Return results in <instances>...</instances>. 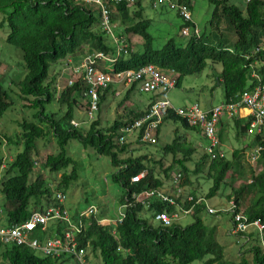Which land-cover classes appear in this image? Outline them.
Wrapping results in <instances>:
<instances>
[{"label":"trees","instance_id":"obj_1","mask_svg":"<svg viewBox=\"0 0 264 264\" xmlns=\"http://www.w3.org/2000/svg\"><path fill=\"white\" fill-rule=\"evenodd\" d=\"M173 1L187 6L191 12L194 9V0ZM209 2L214 6L210 26L220 30V23L225 21L228 29L235 33V42H209L205 34L193 30L181 43L170 39L162 47L154 48L155 37L150 32L152 19L144 16L139 0L136 3L138 8L132 9L126 4L112 7V22H120V36L125 40V52L117 57L114 40L101 30L100 13L93 5L76 0H0L3 24L9 28L7 42L22 51L26 68L24 78L17 82L11 81L8 87L4 86L5 81L1 79L0 120L16 105L11 84L19 88L18 98L28 102L24 106L34 111L30 119L17 123L19 131L14 135L0 136V144L6 140L17 148L16 155L8 163L9 167L0 180V193L4 200L0 223L18 225L27 221L34 211L55 205L53 189L67 194L66 190L80 180L79 165L68 154V145L72 141H79L98 155L110 158L115 168L111 179L120 185L118 199L121 205H126L122 222L101 223L108 218L106 209H98L96 215L84 218L82 233L78 235L79 247L87 250V257L92 264H192L195 261H202L203 264H264V244L257 233L238 234L244 237L239 258L230 260L226 257L225 247L217 238V226L206 224L200 216L206 209L205 204L195 206L193 223L185 227L176 222L171 226H163L155 220L156 214H174L177 212L175 205L152 199L150 207L146 208L141 201L133 199L135 193L163 189L164 182L156 172L157 164L166 174L180 169L178 173L182 176L178 187H188L187 195L195 199L198 196L191 174L205 173V177L212 181L207 194L211 198L219 194L229 174L234 171L232 180L242 181L234 189L233 196L238 212L251 221L260 220L264 224V151L259 160L262 168L252 172V183L248 180L243 182L245 175L234 170L235 162L241 159L245 149L235 150L232 160L225 155L220 156V150H217L218 156L214 159L205 153L193 171L188 168L187 162L194 149L189 147L183 152L185 143L179 136L163 147L164 154H172L175 159V163L167 169H163L162 160L155 161L148 156H123L129 153L130 145L120 143V130L125 123L142 116L145 110L131 112L130 118L125 121L119 117L110 127H101L100 121L94 120L88 129L83 130L74 126L72 121L75 120L76 108L84 100L85 85L77 81L73 85H65L60 92L57 86L59 73L53 76L51 72L52 65L67 58L104 52L109 57L117 58L112 72L138 70L153 64L161 70L177 72L179 84L184 77L203 72L209 63L221 64L218 80L224 87V103L237 102L246 90L264 84V50L256 52L258 47L264 45V0H243L244 5L236 4L235 0ZM189 27H195L193 21H184L180 30ZM129 34L142 37V50L132 49L130 40L125 38ZM254 72L259 79L252 77ZM135 88L133 86L129 93ZM107 90L99 91L100 105ZM54 102L66 107L65 112L48 111L47 106ZM231 119L240 136L250 131V120L243 122L237 117ZM165 120L197 128L174 114H169ZM254 139L255 144L260 142L259 136L256 135ZM51 140L55 141L57 150L47 156L43 167L51 173L61 174L53 189L42 174L33 176L39 141L46 144ZM219 140L220 143L223 141V134L219 135ZM179 155L183 157L178 159ZM142 173L145 174L143 178L133 183L132 177ZM248 193H253V197L249 205L244 207L242 203ZM185 197L184 192L175 198L189 209L195 203L182 202ZM62 229L60 225L51 226L46 232H37L35 235L43 241L61 234ZM71 259L74 261L68 255L43 256L27 246L0 242V264H66Z\"/></svg>","mask_w":264,"mask_h":264},{"label":"rangeland","instance_id":"obj_2","mask_svg":"<svg viewBox=\"0 0 264 264\" xmlns=\"http://www.w3.org/2000/svg\"><path fill=\"white\" fill-rule=\"evenodd\" d=\"M142 1V6L146 11L145 14L148 16V18L152 19L150 32L155 37V42L153 45L154 48L162 47L163 44H165L170 39H174L176 42L181 43L188 38L186 35L183 34V31L180 30V27L184 21L181 16H178V10L169 9L167 7L155 9L152 7L153 0L152 2H150L151 0ZM235 2L238 5H244L243 0H235ZM194 4V9L192 11V21L198 27L201 34H205L207 36V41L217 43L219 40H222L226 44L235 42V33L234 31L228 29V24L225 21L220 23V30L214 29V27L210 26L214 6L209 2V0H194ZM133 7L136 8L137 6L134 5ZM117 31L119 34H122L119 28L117 29ZM190 32L193 33V28H190ZM8 33L9 28L7 24H3V15L0 14V81L1 79H4L5 87H8L11 81L17 82L18 80L23 79L26 74L25 63L22 59V51L7 42ZM138 50H142L141 45H139ZM76 58L82 57L80 55ZM76 58H73L74 60L72 59V64L75 66L74 68H78L81 66V61L76 60ZM59 63L52 65V74L53 69H56ZM62 71L63 68L59 70V75H62ZM221 71V64L209 63L203 72L184 77V79L182 80V84L179 87H175L174 89H172L168 93V97L173 101V103L177 107L190 106L196 103L199 104L202 108H205V106H208L209 104H213L216 106L220 105L221 102H223L224 100V87L217 80V76L221 73ZM61 75L58 77L59 79L62 78ZM77 78L78 75L75 73V71H73L71 78L70 76H64L63 79H65V81H63L62 79L61 84L57 83L60 85L58 87H61L62 89L65 85L68 84L71 79ZM114 85H116V83H114ZM11 87L15 91V93H13V98L14 100H16V105L14 104L13 108L7 111L4 117L0 120V136L4 134L14 135L16 132L19 131L17 123L21 122L23 119H30L32 114L34 113L33 110L26 107L28 105V102L20 100L18 98L20 91L16 84H11ZM61 89H59L60 92ZM152 95L153 93H144L138 90V92L134 94V97L147 100ZM111 101L112 99H110L109 97L104 102V110L107 108V105H109L108 111L112 112L110 108ZM120 101L118 102V100H116V102H118V106L117 104H115V107H117V111L123 109V107L120 106ZM84 102L85 100L82 99L80 107L78 106L76 108L75 116V118L77 119L75 121L80 122L81 126L79 127L83 130L87 128L89 122H92V120H88L84 113ZM129 105L130 108L134 107L131 102H129ZM47 109L48 111L64 113L66 107H62L57 102H54L48 105ZM164 128L170 130V140L167 136H165L163 137L162 142L159 144L157 143L152 146L149 144H142L141 148H143L145 154L149 151H158V155L160 154L159 156L161 157L164 155L163 147L166 144L173 142L176 136H181L183 135V133L189 132L186 130L185 127L180 125V123L175 122L167 123ZM175 129H177L178 133L174 131ZM233 133L234 131H232V134ZM250 136H252V139H254V133H250ZM249 138L240 141V139H237L235 136L227 134V136L224 138L223 143V149L228 151L226 152V157L232 160L233 155L231 150L238 148L239 146H242L244 144H247L248 142H251L252 139L249 141ZM189 139L195 142L196 144L200 140L205 143V145L208 144V141H205L203 138H200V135L196 133H192V136H190ZM5 141L6 140L3 141L4 144H0V180L3 178L6 169L9 167L8 163L13 160L14 156L17 153V148L8 144ZM38 146V156L36 157V166L38 170L35 171L33 176L36 177L38 174H42L45 178L48 179V182L50 183V186L53 189L59 181L61 174L49 172V170L43 167V163L45 162L47 156L50 153L56 152L57 147L55 141L51 140L46 144L45 142L39 141ZM188 146L191 147V145L189 144ZM134 151L135 149H133V152ZM133 152H131V149L129 148V153L123 156L134 155ZM250 153L251 151L248 150L242 155L240 160H237L235 162L234 170L242 171L245 175L244 177H246L243 182H247V180L250 181L252 178V172L257 171L261 168L260 164L252 163L250 161ZM68 154L73 159H75V161L79 165L80 180H78V182L74 183L71 187L66 190L68 196V199L66 201V207L72 213H74L77 210L83 211L95 206L100 210L106 209V211L108 212V218L116 220L119 215L124 212L125 208L123 207V205L120 204L118 199L121 193V187L119 184L114 183L111 179V175L115 171V168L112 166L110 158L107 156L98 155L93 149H91L90 147H85L84 144L79 141L70 142V144L68 145ZM200 155H202V152H197L195 157L199 158ZM187 164L189 167H191L189 168L190 170L193 171L195 169L194 163L188 162ZM178 170H174L172 174H175L176 176L179 172ZM156 172L158 175L160 174L161 177L163 176V178L165 179L163 170L160 167H156ZM233 172L229 174L227 178V183L226 185L224 184L222 186V189L219 194L211 198H208L207 194L210 187L212 186V181L205 177V173H199L198 175L191 174L193 185L197 186L196 192L198 198L202 197L206 199L207 205L209 207H213L216 210H223V208L228 204V202L233 199L234 189H237L242 183V181L234 182L232 180L231 175ZM173 179L174 177H171V181ZM167 181H170V179ZM178 188L181 187H177L176 189L178 190ZM186 191L188 190H183L182 193H186ZM56 193V190L53 189L52 198H54ZM252 197L253 193H248V195L245 196V199L242 203L244 207L249 205ZM3 203L4 200L0 193V208L1 205L3 206ZM200 216L203 218L206 224L211 226H217V238L218 241L225 247L226 257L230 260H237L239 258L240 246L244 242V237L229 233V231H231L233 228L232 215L226 212L209 214L208 210L205 209L200 213ZM194 221L195 216L192 212L181 216V218H178L175 222L185 227L193 223ZM38 254L41 255V252H39ZM92 261L94 262L93 259ZM66 264H76V262L75 260L73 261L71 259ZM192 264H203V262L195 261Z\"/></svg>","mask_w":264,"mask_h":264},{"label":"built area","instance_id":"obj_3","mask_svg":"<svg viewBox=\"0 0 264 264\" xmlns=\"http://www.w3.org/2000/svg\"><path fill=\"white\" fill-rule=\"evenodd\" d=\"M95 5L100 13V27L103 32L111 36L117 48V57L125 52L123 38L116 35L114 24L112 22V7L117 4H126L129 7L136 5L138 0H76ZM250 1V0H248ZM154 8L167 7L178 10L184 21H192V12L185 5H179L173 0H153ZM183 34L189 35V28H184ZM264 50V45L258 47L256 52ZM117 58H112L104 52L88 53L84 56L80 67L74 71L78 75L77 79H71L68 84L73 85L81 81L85 85L84 100L86 105V116L88 120H96L100 110L99 91L107 89L114 83H121L129 87L136 86L140 92L153 93L157 98L151 101L144 111L143 115L134 119L130 123H125L121 128L120 143H126L128 135L138 134V138L145 144L155 145L158 142V131L165 118L169 114H174L185 119L190 126L202 130L208 141L205 151L212 159L218 156L217 150L220 148V140L217 126L222 119L237 117L240 108L250 110V132L260 137V142L256 143L251 150L250 161L258 163L264 151V84L257 85L246 90L237 102L221 103L209 110H203L199 104H192L185 107H175L169 100L168 93L178 84V74L175 71L168 70L164 73L159 67L150 64L138 70H127L123 72H112ZM252 77L259 79L257 73ZM72 124L76 127L79 123L75 120ZM222 156V153L220 154ZM145 174H138L132 177L133 183H138ZM181 173L174 177L173 185L177 188ZM252 183V180L249 181ZM174 187V188H175ZM175 188L173 193L169 194L163 189H152L142 194H133V199L141 201L146 208L151 205L152 199H158L168 202L177 207V212L169 214L162 212L156 214L155 220L163 226H171L179 218V214H189L196 205L205 203V199L199 197L195 199L192 195H187L182 202H194L189 208L177 202L183 190ZM177 198H175V197ZM55 205L38 209L34 211L30 218L18 225L7 226L0 223V242L3 244H13L18 246H27L37 253L41 252L43 256L61 257L68 255L74 258L76 264H92L87 257V250L79 247L78 235L82 233L84 218H89L98 213V208L90 207L80 212L72 213L66 207L68 196L65 192H57L53 198ZM125 208L126 205H123ZM209 214L226 212L233 214L234 222L232 234H249L255 232L260 235L264 244V224L260 220L251 221L242 212H238L237 204L234 199L230 200L228 206L223 210L207 208ZM125 213L122 212L116 220L105 218L101 221L103 224L122 222ZM3 218V212L0 208V221ZM60 225L61 234L55 235L41 241L35 234L46 232L48 227ZM58 227H56L57 229Z\"/></svg>","mask_w":264,"mask_h":264},{"label":"crops","instance_id":"obj_4","mask_svg":"<svg viewBox=\"0 0 264 264\" xmlns=\"http://www.w3.org/2000/svg\"><path fill=\"white\" fill-rule=\"evenodd\" d=\"M139 1V0H138ZM141 2H143L142 0H141ZM150 2H152V0L150 1ZM91 5V4H90ZM141 5H142V3H141ZM93 6H95V5H93ZM133 7V6H132ZM153 7V6H152ZM151 7V8H152ZM97 8V7H96ZM142 8H143V11H144V16L145 17H147L148 18V16L145 14V9H144V7L142 6ZM154 8V7H153ZM132 9H134V7L132 8ZM155 9H157V8H155ZM114 24V23H113ZM119 24H120V22H118V23H116V24H114V29H115V33H116V35L118 36V37H120V38H123V36H120V34L118 33V31H117V29L119 28V30H121L120 29V27H119ZM190 28H192V27H189V35L187 36V37H189L190 36V34H192L191 32H190ZM184 30V28L182 29V31ZM193 30L196 32V33H201L200 31H199V29H198V27L195 25V27H193ZM125 38H127V39H129L130 40V43H131V45L133 46L132 47V49H135V50H138V47H139V45H141L142 46V44H143V39H142V37L141 36H139V35H134V34H129V35H127ZM124 39V38H123ZM84 56L85 55H83V56H81L82 58H76V60H79V61H81V63H80V65L82 64V61H83V58H84ZM70 58H72V57H70ZM73 59V58H72ZM72 59H69V58H67L66 60H64L63 62L61 61L58 65H57V68L55 69H53V74H57L58 72H59V70L61 69V68H63V71H62V78L61 79H59L58 78V80H57V83H60L61 84V80L63 79V77L64 76H67V77H69L70 76V78H71V75H72V72L76 69V68H74L75 66L72 64ZM74 60V59H73ZM66 66V67H65ZM64 67H65V69H64ZM77 67V66H76ZM164 73H167V70H162ZM52 74V75H53ZM59 75V76H60ZM54 76V75H53ZM178 76V75H177ZM217 80H218V76H217ZM63 81H65V79H63ZM219 81V80H218ZM220 83H221V81H219ZM182 84V80L179 82V84H177V86L176 87H179L180 85ZM117 85H118V87H117ZM221 85H222V83H221ZM57 86H60L59 84L57 85ZM59 89H61V87H58ZM108 89V90H107ZM107 89H105V90H107V92L105 93L106 94V96H105V99H104V101L102 102V104H101V106H100V110H99V112H98V114H97V116H96V120H99L100 121V123H101V127H110L114 122H115V120L117 119V118H119V117H123L122 119L125 121V120H127V119H129L130 118V115H131V112H141V111H144V110H146V108H147V106L149 105V103L153 100V98L156 96L155 94H153L152 96H150L147 100L145 99V100H143L142 98H136V97H134V94H136L137 92H138V89H137V87L134 89V90H132L131 91V93H129L130 92V90L132 89V87H129V86H127V85H124V84H121V83H116V85H114V84H112L111 86H109ZM129 93V94H128ZM168 96V95H167ZM110 97V99H112V101H111V103H110V108H111V110H112V112H110V111H108V106L109 105H107V108L104 110L103 109V104H104V102L108 99ZM169 98V97H168ZM116 100H118V102L120 101V100H122V101H120L121 102V104H120V106L121 107H123V109H121V110H118L117 111V107H115V104H117L118 102H116ZM169 100L173 103V101L169 98ZM129 102H131L132 104H133V106L134 107H131L130 108V105H129ZM223 102H224V100H223ZM223 102H221V103H223ZM174 104V103H173ZM197 104V103H196ZM175 105V104H174ZM117 106H118V104H117ZM216 105H213V104H209L208 106H205V108H202L201 106V108L203 109V110H209V109H211V108H213V107H215ZM112 107H113V109H112ZM175 107H177L176 105H175ZM181 107H185V106H179L178 108H181ZM84 113H85V115H86V111L84 110ZM250 110L248 109V108H245V107H243V108H240L239 109V111H238V115H237V118H239L240 120H242L243 122H247V121H249L250 120ZM87 117V116H86ZM75 120H77L76 118H75ZM77 122V121H76ZM169 122H175V121H172V120H164V122H163V124L161 125V127H160V129H159V131H158V133H157V135H158V144L159 143H161L162 142V139H163V137H165V136H167L168 137V139L170 140V130H168V129H165L164 127H165V125L167 124V123H169ZM78 123H79V126H81L80 125V122L78 121ZM90 123V122H89ZM88 123V125H90ZM175 123H179V122H175ZM87 125V128L86 129H88V126ZM180 125H181V123H180ZM243 125V124H242ZM183 126V125H182ZM183 127H185V126H183ZM186 128V130L187 131H189V132H186V133H183V135H181V136H179V137H182L183 139H184V145H183V152H186V150H187V148H189V146H188V144L189 145H191V147L190 148H193L194 150L192 151V153H193V155L190 157V159L188 160V162H192V163H194V165H195V169H196V167H197V164H198V162H199V160L203 157V155L206 153V151H205V149H206V147L208 146V144L207 145H205V143H203L201 140L200 141H198V143L196 144L195 142H193L192 140H190L189 138H190V136H192V133H196V134H198V135H200V138H203L205 141H207V139H206V137L204 136V134H203V132H202V130H200V129H198V128H196V129H192V128H189V127H185ZM217 130H218V135H220V134H223V141L220 143V147L221 148H219V150H220V152H222L223 154L222 155H225L226 156V152H228V151H226V150H224L223 149V143H224V138L227 136V134L228 135H233V136H235L237 139H240V141H242L243 139H247V138H249V141L252 139V136H250V131L247 133H245L244 134V136H240L239 134H238V130H237V127H236V125L234 124V121H233V119H231V118H228V117H226V118H224V119H222L221 120V122L218 124V126H217ZM174 131H176V133H178L177 132V129H175ZM232 131H234V133L232 134ZM177 135V134H176ZM177 137V136H176ZM254 138H255V134H254ZM174 141V140H173ZM126 143H128L129 145H130V149H131V152H133V149H135V151L133 152V154H134V156H148V158H150V159H155V161H160V160H162V161H164V166H163V169H167L168 167H170L173 163H175V159H174V156L172 155V154H169V155H163V156H159L158 155V151H155V152H152V151H149L148 153H144V150H143V148H141V146H142V144H145V143H143L142 141H140L139 140V138H138V134H136V133H132V134H130V135H128V137H127V142ZM172 143V142H171ZM241 143V142H240ZM170 144V143H169ZM221 144H222V146H221ZM167 145V144H166ZM255 139H252V141L251 142H248L247 144H244V145H242V146H239L238 148H235V149H232L231 151H232V153L235 151V150H239V149H245V152H247L248 150H252L254 147H255ZM152 146V145H151ZM197 152H202V155H200V157L199 158H196L195 157V155H196V153ZM164 153V152H163ZM170 156V157H169ZM183 156L182 155H179L177 158L178 159H180V158H182ZM187 162V163H188ZM258 164H260V162H258ZM157 166L159 167V164H157ZM187 166H188V164H187ZM260 166H261V164H260ZM188 168H191V167H189L188 166ZM261 168H262V166H261ZM260 168V169H261ZM38 169H37V166H36V170L35 171H37ZM175 170H178V168H176ZM179 171V170H178ZM243 172L241 171V174H242ZM163 174L165 175V179L163 178V176L161 177V175L159 174H157V176L159 177V178H161L162 180H163V182H164V186H163V190L165 191V192H167V193H169V194H171L172 193V191H174V185H173V181H171V177L173 178V177H175V174H172V173H170V174H166V172L164 173L163 172ZM244 174V173H243ZM172 175V176H171ZM170 179V181H167V180H169ZM195 188L197 187L196 185L194 186ZM176 188V187H175ZM170 189H171V191H170ZM182 190H188V187H186V188H184V189H182ZM188 192H189V190L188 191H186V193L188 194ZM187 194H186V196H187ZM230 202V201H229ZM228 202V203H229ZM205 206H206V210H207V208L209 207L208 205H207V201H206V199H205ZM228 206V204L225 206V207H227ZM224 207V208H225ZM195 208V207H194ZM194 208H193V210H192V212H194ZM211 208H213V207H211ZM215 209V208H214ZM81 211V210H80ZM79 210H77L76 212H80ZM191 212V213H192ZM183 215H186V214H179V219L181 218V216H183ZM234 226V225H233ZM229 233L231 234L232 233V230L231 231H229ZM228 233V234H229Z\"/></svg>","mask_w":264,"mask_h":264}]
</instances>
